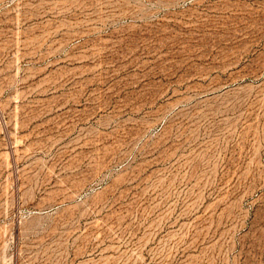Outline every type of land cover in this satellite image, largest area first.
<instances>
[{
  "label": "rangeland",
  "instance_id": "rangeland-1",
  "mask_svg": "<svg viewBox=\"0 0 264 264\" xmlns=\"http://www.w3.org/2000/svg\"><path fill=\"white\" fill-rule=\"evenodd\" d=\"M0 264H264V0H0Z\"/></svg>",
  "mask_w": 264,
  "mask_h": 264
}]
</instances>
